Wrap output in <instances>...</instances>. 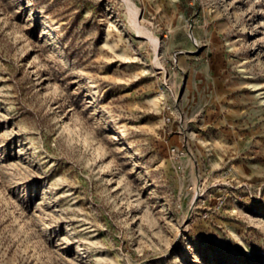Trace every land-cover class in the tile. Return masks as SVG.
<instances>
[{
  "label": "rangeland",
  "instance_id": "obj_1",
  "mask_svg": "<svg viewBox=\"0 0 264 264\" xmlns=\"http://www.w3.org/2000/svg\"><path fill=\"white\" fill-rule=\"evenodd\" d=\"M0 264H264V0H0Z\"/></svg>",
  "mask_w": 264,
  "mask_h": 264
},
{
  "label": "bare ground",
  "instance_id": "obj_2",
  "mask_svg": "<svg viewBox=\"0 0 264 264\" xmlns=\"http://www.w3.org/2000/svg\"><path fill=\"white\" fill-rule=\"evenodd\" d=\"M131 11H132L133 17L137 16V14L139 12V11H137V8L135 9L134 7H131ZM138 32L141 34H146V31H142L141 29H139Z\"/></svg>",
  "mask_w": 264,
  "mask_h": 264
},
{
  "label": "built area",
  "instance_id": "obj_3",
  "mask_svg": "<svg viewBox=\"0 0 264 264\" xmlns=\"http://www.w3.org/2000/svg\"><path fill=\"white\" fill-rule=\"evenodd\" d=\"M168 121H170V118L168 117Z\"/></svg>",
  "mask_w": 264,
  "mask_h": 264
}]
</instances>
